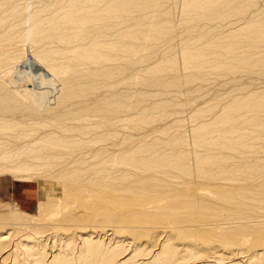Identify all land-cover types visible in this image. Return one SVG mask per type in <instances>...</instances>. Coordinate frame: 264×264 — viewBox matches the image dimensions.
I'll list each match as a JSON object with an SVG mask.
<instances>
[{
    "label": "bare ground",
    "instance_id": "obj_1",
    "mask_svg": "<svg viewBox=\"0 0 264 264\" xmlns=\"http://www.w3.org/2000/svg\"><path fill=\"white\" fill-rule=\"evenodd\" d=\"M9 174L62 195L0 264H264V0H0Z\"/></svg>",
    "mask_w": 264,
    "mask_h": 264
},
{
    "label": "rangeland",
    "instance_id": "obj_2",
    "mask_svg": "<svg viewBox=\"0 0 264 264\" xmlns=\"http://www.w3.org/2000/svg\"><path fill=\"white\" fill-rule=\"evenodd\" d=\"M26 56L28 60L32 59L29 49L27 51ZM24 66H26V64H23V63L19 64L18 75L20 73H23V74L30 73V75H36V73L34 72L35 71L34 69L26 71L28 70L27 66L26 67ZM52 180L53 179L48 178L47 176H42V175L40 176L32 175L30 179L28 178L14 179L10 174L0 175V208L3 207L5 209H9V210L11 209L16 212L18 211L17 213L20 216L27 218L29 223L33 221L32 224H39L41 226L42 224L47 222L45 221V219L43 220L44 217H42V209L44 208V206L48 202H51V201L54 202L55 200L57 201L58 199H60L62 195V185L59 182H56L55 180H53L54 181L53 182ZM91 199L95 201L94 198H91ZM93 201H92V206L99 205L98 201H95V202ZM92 212L91 213L93 216L95 215L98 216L99 214L98 212L93 211V210ZM102 222L103 221L101 220L97 221L96 223L93 222L96 226H98V228H95L97 232H99L98 230H100L102 226V230H101L102 233L98 235L97 232H94V239L100 238L101 241L106 242L110 240L112 236H110L111 232L109 228L107 229L106 223L103 224ZM139 226L144 227V230H146L145 228L146 226H144L143 224H139ZM61 235L65 237V236H68L69 233L62 232ZM114 240H117V241L121 240L123 242L124 246H126V252L123 255H126L128 251V254H127L128 256L127 255L126 256L129 257L131 255V251H133V248L135 247V245L133 244L134 240H132L131 238H127L126 234H124L123 238H121L120 240L118 239H114ZM139 241L140 239L137 241L135 240L136 243L138 242L137 245H139L142 249H147L146 247L148 246L145 244L146 239L143 238L140 242ZM47 243L50 244V241H48ZM143 258L144 256L138 255V256H135L134 261H139ZM189 263H191V261L183 262V264H189Z\"/></svg>",
    "mask_w": 264,
    "mask_h": 264
}]
</instances>
